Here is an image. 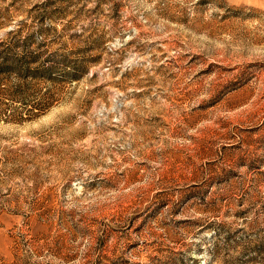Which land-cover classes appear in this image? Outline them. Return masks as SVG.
Returning <instances> with one entry per match:
<instances>
[{
	"label": "rangeland",
	"instance_id": "374dc122",
	"mask_svg": "<svg viewBox=\"0 0 264 264\" xmlns=\"http://www.w3.org/2000/svg\"><path fill=\"white\" fill-rule=\"evenodd\" d=\"M9 51L0 264H264V0H0Z\"/></svg>",
	"mask_w": 264,
	"mask_h": 264
},
{
	"label": "trees",
	"instance_id": "16d2710c",
	"mask_svg": "<svg viewBox=\"0 0 264 264\" xmlns=\"http://www.w3.org/2000/svg\"><path fill=\"white\" fill-rule=\"evenodd\" d=\"M26 55L31 59V61L26 59L24 62L22 58H19L16 54H13L11 51H9L8 53L6 52L0 53V75L3 73L15 71L16 67H19L20 70L25 69L29 71L33 63L36 64L39 62V58L37 56H34L35 55L34 53L27 52ZM49 69L50 68L45 69L43 65H40L37 70L46 71Z\"/></svg>",
	"mask_w": 264,
	"mask_h": 264
}]
</instances>
